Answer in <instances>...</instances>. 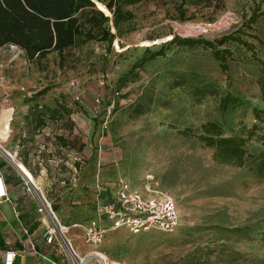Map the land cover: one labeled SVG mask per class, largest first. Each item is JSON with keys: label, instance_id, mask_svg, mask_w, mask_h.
<instances>
[{"label": "rangeland", "instance_id": "rangeland-1", "mask_svg": "<svg viewBox=\"0 0 264 264\" xmlns=\"http://www.w3.org/2000/svg\"><path fill=\"white\" fill-rule=\"evenodd\" d=\"M111 1L93 0L107 16ZM125 10L132 17L119 33L113 30L109 51L91 42L63 60L54 53L28 63L24 54L3 49L6 60H16L12 85L0 88V102L9 96L15 108L11 125H34L44 115L45 124L62 125L63 138L79 139L83 168L92 165L100 200L126 180L143 190L151 183L178 206L180 227L173 233L118 231L96 250L81 238L74 243L103 264H264V181L215 163L210 149L179 134L217 122L225 136L246 138L250 153L262 150L264 16L249 23L255 12L264 13V0H224L221 9L186 5L184 21L167 0H140ZM238 31L255 49L220 48L232 52L226 71L210 49L172 43L176 37L214 42ZM162 49L163 56L148 60ZM226 97L236 102L223 111ZM47 110L57 112L54 119ZM11 115H1L6 130Z\"/></svg>", "mask_w": 264, "mask_h": 264}, {"label": "crops", "instance_id": "crops-1", "mask_svg": "<svg viewBox=\"0 0 264 264\" xmlns=\"http://www.w3.org/2000/svg\"><path fill=\"white\" fill-rule=\"evenodd\" d=\"M61 126L46 124L35 130V124L16 123L4 133L10 130V137L0 151V177L5 180L8 192V198L0 202V264H4V253L8 250L17 252L13 264H72L67 251L58 248L57 242L47 244L52 225L39 210L44 201L51 206L61 226L84 224L93 214L91 186L96 184L97 176L92 165L78 173L80 141L75 136L63 138L58 133ZM3 140L0 137V144ZM130 185L147 196L143 187ZM67 238L80 259L91 254L93 249H83L74 243L82 239L81 230L71 229ZM32 246L35 253L30 251ZM22 250L29 252L24 254ZM87 264L97 262L92 259Z\"/></svg>", "mask_w": 264, "mask_h": 264}, {"label": "trees", "instance_id": "trees-1", "mask_svg": "<svg viewBox=\"0 0 264 264\" xmlns=\"http://www.w3.org/2000/svg\"><path fill=\"white\" fill-rule=\"evenodd\" d=\"M117 1L112 0L107 4L106 7L111 14L107 16L97 9L92 0H0V49L16 46L24 52L28 63L41 61L54 53L63 60L68 52L91 42L104 43L109 51L117 38L113 30L119 33L120 25L127 23L132 17L131 12L125 10V5L131 6L140 0H119L125 5H117ZM167 1L175 4L182 21L186 13L184 11L186 5L199 6L207 3L210 7L221 9L224 2V0ZM262 16L264 13L255 12L249 24H256ZM172 43L188 49L198 46L210 49L213 57L220 62L223 71L228 68L227 61L232 57V52L220 48L235 43L252 53L255 49L253 44L243 40L239 31L214 42L176 37ZM163 55L162 49L153 53L148 60H155ZM235 102V99L226 97L222 101L221 109L225 111L228 105ZM47 112L51 119H54L57 113L55 110H47ZM45 126L44 115L38 117L35 130ZM179 134L185 138L195 139L210 149L215 163L247 170L255 179L264 181V137L261 140L262 150L252 154L247 149L246 138L225 136L222 125L217 122H208L195 130L187 128Z\"/></svg>", "mask_w": 264, "mask_h": 264}, {"label": "built area", "instance_id": "built-area-1", "mask_svg": "<svg viewBox=\"0 0 264 264\" xmlns=\"http://www.w3.org/2000/svg\"><path fill=\"white\" fill-rule=\"evenodd\" d=\"M21 54H24L16 46H8ZM6 48V47H5ZM3 48V49H5ZM3 49H0V88H9L12 82L9 77L11 65L16 62L15 58L5 59ZM20 91H25L22 86ZM4 110L11 112V121L15 113L9 96H4L0 102V137H5L0 144L8 141L10 132L4 136L3 130H6L5 121L1 115ZM10 127V126H9ZM80 168L78 173L83 169L85 162L80 159ZM93 193V214L92 217L84 224H73L70 227L61 226L58 218L51 210V206L43 201L40 213L48 216L52 225L47 233V244L51 245L57 242L60 249H65L69 255L72 264H87L88 260H98L100 264L102 259L98 258L93 252L88 257L80 259L76 250L72 247L67 238L71 229L81 230L84 244L93 250L98 249L104 242L107 235L118 231H127L132 235L152 232L154 230L173 233L180 227L179 210L174 199L168 194L156 189V187L147 183L144 186V192L147 196L132 189L129 182L119 180L116 184L115 192L108 199L100 200V187L98 183L91 186ZM8 198L7 185L3 178L0 177V202ZM35 247L32 246L31 252L35 253ZM29 251L22 250L27 254ZM17 257V252L8 250L4 253V264H13Z\"/></svg>", "mask_w": 264, "mask_h": 264}, {"label": "bare ground", "instance_id": "bare-ground-1", "mask_svg": "<svg viewBox=\"0 0 264 264\" xmlns=\"http://www.w3.org/2000/svg\"><path fill=\"white\" fill-rule=\"evenodd\" d=\"M93 1V0H92ZM100 8H102L103 10H105L106 12H107V10L106 9H104L103 7H100ZM99 254V253H98Z\"/></svg>", "mask_w": 264, "mask_h": 264}]
</instances>
